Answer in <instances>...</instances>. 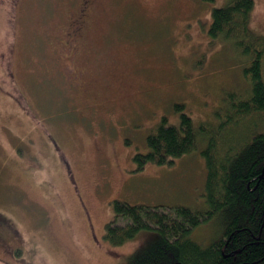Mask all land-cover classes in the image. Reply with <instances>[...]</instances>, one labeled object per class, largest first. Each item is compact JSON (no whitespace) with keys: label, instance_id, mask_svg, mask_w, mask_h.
<instances>
[{"label":"rangeland","instance_id":"1","mask_svg":"<svg viewBox=\"0 0 264 264\" xmlns=\"http://www.w3.org/2000/svg\"><path fill=\"white\" fill-rule=\"evenodd\" d=\"M226 2L91 0L70 59L78 0H0V264H128L158 234L110 244L115 201L206 210L204 140L172 164L135 156L163 117L179 123L176 105L197 128L216 125L225 93L248 87L242 56L209 36ZM221 223L192 238L211 245Z\"/></svg>","mask_w":264,"mask_h":264},{"label":"trees","instance_id":"2","mask_svg":"<svg viewBox=\"0 0 264 264\" xmlns=\"http://www.w3.org/2000/svg\"><path fill=\"white\" fill-rule=\"evenodd\" d=\"M254 6V0H227L212 10L209 29L212 41L230 43L242 56L246 90L225 93L228 111L217 114L216 125L197 128L184 105H176L179 123L163 117L147 136L148 152L135 156L140 168L172 164L204 140L206 210L115 201V219L105 233L110 244L122 245L145 230L158 234L128 264H264V36L252 30ZM215 218L222 222L220 239L209 246L196 242L193 231Z\"/></svg>","mask_w":264,"mask_h":264},{"label":"flooded vegetation","instance_id":"3","mask_svg":"<svg viewBox=\"0 0 264 264\" xmlns=\"http://www.w3.org/2000/svg\"><path fill=\"white\" fill-rule=\"evenodd\" d=\"M90 2L91 0H78V16L75 17L76 21H73V24H71V27L67 31V39H65L64 45L68 50L66 56L69 57L68 54H72V56L69 57L70 59H73L77 53V47L75 46V43L84 31V16L86 15V11L89 9Z\"/></svg>","mask_w":264,"mask_h":264}]
</instances>
